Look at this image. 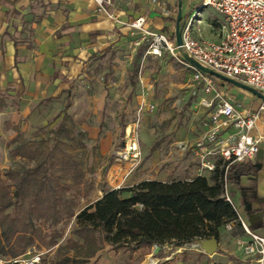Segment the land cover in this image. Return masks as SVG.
Instances as JSON below:
<instances>
[{"label":"rangeland","instance_id":"1","mask_svg":"<svg viewBox=\"0 0 264 264\" xmlns=\"http://www.w3.org/2000/svg\"><path fill=\"white\" fill-rule=\"evenodd\" d=\"M168 9L163 8L165 12ZM203 12L206 15L211 11L204 8ZM130 28L127 52L118 54L117 59L116 55L103 58L95 67L71 77L69 87L46 95L37 94L35 90L29 96L1 93L0 178L10 181L9 170L31 168L40 162L66 187L65 195L72 209L78 212L103 195L110 177L115 178L113 175L121 177L126 173L125 185L131 176L133 180L194 177L191 169H197V163L190 151L181 146L205 134L208 112L197 97L192 96V71L179 57L163 48L155 50L150 40H142L141 32ZM211 76L218 84L234 86L218 76ZM98 93H104L105 98L101 107L95 109L93 99ZM253 95L262 100L257 94ZM127 127L134 130L140 152L134 165L131 160L117 157V152L124 149ZM20 144L24 147L16 153ZM6 212L14 214L15 210L11 207ZM75 220V216L65 214L62 221L54 225L34 218V227L45 241L54 232L61 237L53 246L37 238L28 249L30 253L22 254L21 264L38 254L39 264H58L66 255H74L68 239H79L73 233ZM222 229L228 237L233 230L227 226ZM218 240L222 241L221 247L228 248L225 237ZM240 248L243 260L231 259L225 250H222L224 254L213 258L215 253L207 254L202 247L192 248L189 244L166 243L155 252L152 247L135 249L126 245L115 249L106 243L91 262L150 264L154 260L156 264H228L232 260L233 264H258L252 261L258 255ZM0 255L4 259L10 256L1 252Z\"/></svg>","mask_w":264,"mask_h":264},{"label":"crops","instance_id":"2","mask_svg":"<svg viewBox=\"0 0 264 264\" xmlns=\"http://www.w3.org/2000/svg\"><path fill=\"white\" fill-rule=\"evenodd\" d=\"M180 1L182 21L203 2L111 0V3L106 5L107 10L114 14V17H110L96 0H0V96L2 97L3 92L29 96L34 90L37 94L40 92L46 95L69 87L72 83L71 77L95 67L103 58L116 55L117 59L118 54L127 52V43L131 39L129 25L139 17H144V26L149 29L174 34ZM163 8H169L168 12ZM204 8H209L211 12L204 15ZM199 11L201 23L195 25V36L203 40H219L222 36L223 17L210 7H202ZM217 85L228 97L249 112L257 110L263 102V99H256L247 89L235 85ZM190 89L192 96L195 95L200 101L202 91L194 94L192 83ZM104 98V93L95 94V109L101 107ZM205 110L208 112L206 108ZM122 127L125 129L126 126ZM252 134L264 136V112ZM195 141L183 144L189 145ZM259 147L256 159L249 161L256 165L257 170L240 177L239 181L227 179V192L241 220L251 231L264 237V139ZM191 171L195 173L194 177H208L212 173L201 172L198 165L197 169ZM126 175L125 173L121 177H110L108 189L133 186L144 179L171 181L166 178L133 180L131 176L125 185L123 182L128 179ZM232 229L234 230V227ZM233 230L229 237L224 229L221 230L220 237L226 238L225 244L228 248L221 247L220 240L219 249L213 258L223 253L222 250L227 251L231 259L245 258L240 253L239 240L249 241L251 236L248 233L234 234ZM252 261L257 262L256 259ZM228 264H233L232 260H229Z\"/></svg>","mask_w":264,"mask_h":264},{"label":"trees","instance_id":"3","mask_svg":"<svg viewBox=\"0 0 264 264\" xmlns=\"http://www.w3.org/2000/svg\"><path fill=\"white\" fill-rule=\"evenodd\" d=\"M23 147L18 145L15 152ZM29 152L34 154L31 149ZM226 165L219 160L208 177L144 179L133 186L105 189L102 196L78 212L72 209L65 195L66 187L42 163L11 169L10 181L0 178V252L22 255L37 238L47 245L57 244L61 234L54 232L45 241L33 220L44 219L55 225L65 214L75 216L73 233L79 239H68L74 255H66L58 264H99L91 259L106 243L115 249L126 245L140 249L157 244L161 250L166 243L181 246L211 237L219 239L228 223H234V234H245L237 209L225 198L224 181L225 178L239 181L257 167L249 161ZM11 207L14 214L6 212Z\"/></svg>","mask_w":264,"mask_h":264},{"label":"built area","instance_id":"4","mask_svg":"<svg viewBox=\"0 0 264 264\" xmlns=\"http://www.w3.org/2000/svg\"><path fill=\"white\" fill-rule=\"evenodd\" d=\"M96 1L110 17H114L106 8L111 0ZM202 7H210L223 17L222 36L219 40L209 41L195 36V25L201 23L199 10ZM144 22V17H139L130 26L141 32L142 40H150V45L155 50L161 51L163 48L179 57L193 71V93H203L199 102L208 110L207 131L193 144L181 146L190 151L199 170L213 172L219 160L227 163V167L230 164L255 160L264 136H254L252 131L264 112V99L255 111L243 109L220 89L211 74L202 71L189 59L250 85L264 94V0H203L198 9L183 21L180 45L167 32L145 28ZM124 138V149L117 152V157L120 160H131L134 165L140 156L134 130L127 127ZM224 195L226 200L232 202L227 192L226 178ZM241 222L251 240H239L240 246L246 252L258 255V264H264V237L251 231L242 220ZM226 226L232 229L234 223ZM201 241L195 240L185 245L200 249ZM157 248V244L152 246L153 251ZM23 256H9L4 259L0 255V264H21ZM40 260L38 254L26 264H39Z\"/></svg>","mask_w":264,"mask_h":264},{"label":"water","instance_id":"5","mask_svg":"<svg viewBox=\"0 0 264 264\" xmlns=\"http://www.w3.org/2000/svg\"><path fill=\"white\" fill-rule=\"evenodd\" d=\"M182 26H183V21H182L181 1H180L179 2V13H178V17L176 19V26H175V38H176V42L178 45H180L182 43ZM182 53H183L184 57L187 58V55L184 52H182ZM189 61L191 63H193L194 65H196L198 68H200L202 71L209 73L211 75L218 76L219 78H221V79H223L229 83H232L234 85H237V86H240L244 89H247V90L257 94L262 99H264V94L262 92H260L259 90L255 89L254 87L247 85L241 81H238L237 79L227 77V76L223 75L222 73L216 72L210 68H207V67L201 65L199 62L195 61L194 59H189ZM201 247H202L203 251L206 252L207 254L216 253L219 249V240L216 237L203 239L201 241ZM158 249H159V247L157 249H155V252H157Z\"/></svg>","mask_w":264,"mask_h":264},{"label":"bare ground","instance_id":"6","mask_svg":"<svg viewBox=\"0 0 264 264\" xmlns=\"http://www.w3.org/2000/svg\"><path fill=\"white\" fill-rule=\"evenodd\" d=\"M150 264H154V261L150 262Z\"/></svg>","mask_w":264,"mask_h":264}]
</instances>
